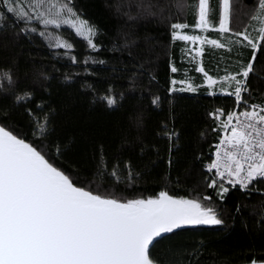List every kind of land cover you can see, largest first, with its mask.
<instances>
[{
	"label": "trees",
	"instance_id": "1",
	"mask_svg": "<svg viewBox=\"0 0 264 264\" xmlns=\"http://www.w3.org/2000/svg\"><path fill=\"white\" fill-rule=\"evenodd\" d=\"M73 3L83 19L96 26L98 50L68 25L45 29L35 20L24 25L0 4L7 17L0 31V73H10L15 82L0 87V123L36 146L77 186L101 195L146 199L166 191L177 198L211 197L204 203L214 207L224 223L169 234L151 249L162 264L264 261V183L254 182L249 190L225 185L229 191L223 199L217 195L219 188L208 186L206 165L223 133L214 131L220 121L210 114L218 109L225 114L232 111L235 97L220 92L219 84L209 88L198 69L203 67L218 80L240 71L253 55L251 48L229 43L238 39L231 32L216 30L221 3L210 0L212 23L207 30L195 28L198 0ZM254 8L255 0H232L230 28L238 32L248 27L252 32ZM173 23H186L187 33L217 39L225 47L205 44L196 58L186 52L187 41L173 38ZM22 27L55 32L73 48L49 47L46 38L25 34ZM255 56L254 72L247 80L250 91L242 93L249 104L264 102V42ZM183 76L197 88L195 92L171 91V80ZM25 92L32 94L31 100L16 103L15 97ZM109 94L117 98L111 108L101 99ZM155 98H159L156 104ZM29 110L48 115L46 138L34 135L36 116H30ZM165 128L175 133L171 139ZM114 164L125 177L122 182L107 175ZM125 164L130 165V179Z\"/></svg>",
	"mask_w": 264,
	"mask_h": 264
},
{
	"label": "snow or ice",
	"instance_id": "2",
	"mask_svg": "<svg viewBox=\"0 0 264 264\" xmlns=\"http://www.w3.org/2000/svg\"><path fill=\"white\" fill-rule=\"evenodd\" d=\"M218 3H222L223 12L218 17L216 30L231 32L238 39L229 40V43L243 44L253 50L251 59L241 66L240 71L221 78L224 82L221 91L235 97V108L227 114L220 109L210 114L220 121L219 129L214 131H222L224 135L215 145L214 161L207 165L210 172L215 170L216 173V178L211 179L208 186L219 188L217 195L223 199L229 191L225 183L232 187L238 185L242 190H249L254 182L264 183V102L249 104L242 95L250 91L247 80L254 72L255 51L264 42V0H255L251 17L255 35L248 27L238 32L231 29V0H218ZM0 4L15 21L24 25H31L34 20L43 24L45 29L68 25L86 40L89 47L98 50L94 42L98 30L83 19L82 12L75 10L73 0H0ZM209 4L210 0H198L195 28L207 30L211 27ZM6 19L4 12H0V31L5 28ZM170 27L176 40L205 43V38L200 35L180 34L178 30L189 28L186 23H173ZM20 31L37 33L55 49L73 48L55 32L38 31L37 27H22ZM207 42L225 47L217 40ZM200 54L202 49L197 52ZM72 60L75 62V57ZM176 71L173 66L171 72ZM198 71L206 77L209 88L218 83L203 67ZM4 82L15 83L7 72L0 73V87ZM178 83L185 82L171 80V91L197 90L191 83L186 89H177L175 85ZM228 88L232 90L228 91ZM31 98L32 94L25 92L17 95L15 101L24 103ZM101 99L110 108L117 103V98L111 94ZM158 99L155 98L153 103L156 104ZM37 107L43 111L41 105ZM29 114L36 116L32 121L34 135L46 138L50 125L48 115L41 116L30 110ZM165 133L169 139L175 135L168 133L166 128ZM56 150L59 153V146ZM101 166H106L102 156ZM125 169L130 179V165L125 164ZM107 175L117 183L125 179L118 164H114ZM210 200L211 197L207 196L176 198L166 191L146 199L101 195L77 186L36 146L0 126V264H162L152 255L151 249L169 234L186 227L224 223L215 208L204 203ZM245 264H264V261L253 258Z\"/></svg>",
	"mask_w": 264,
	"mask_h": 264
},
{
	"label": "rangeland",
	"instance_id": "3",
	"mask_svg": "<svg viewBox=\"0 0 264 264\" xmlns=\"http://www.w3.org/2000/svg\"><path fill=\"white\" fill-rule=\"evenodd\" d=\"M232 1V0H231ZM4 8H5V6H4ZM43 10V9H42ZM29 11H31V9H29ZM222 12H223V5H222V3H221V14H222ZM230 17H231V15H230ZM210 28V27H209ZM208 28V29H209ZM179 32H180V34L181 35H200L202 38H205V43H203V44H201L199 41H197L195 44H193L192 42H190V41H187L188 42V44H187V46H186V52H188L189 54H195V57L197 58V57H199L200 55H197V52L198 51H200L202 48H203V46L205 45V44H210V43H208L207 41L208 40H217V39H213V38H209V37H207L206 35H202V34H189V33H187L184 29H182V30H178ZM219 43H221V41H219V40H217ZM213 45V44H212ZM175 67V66H174ZM183 74H185V73H183ZM238 79H240V78H242V77H237ZM173 79H175V80H177V81H184L185 83L184 84H177V85H175V87L177 88V89H179V88H181V87H184L185 89L187 88V84L188 83H191L192 84V82L187 78V77H175V78H173ZM217 84H219L220 86L224 83L222 80H221V78L220 79H218L217 80ZM193 85V84H192ZM172 87H173V85H172ZM193 87H195L194 85H193ZM228 91H231L232 89L231 88H228L227 89ZM220 92H222L221 91V89H220Z\"/></svg>",
	"mask_w": 264,
	"mask_h": 264
},
{
	"label": "built area",
	"instance_id": "4",
	"mask_svg": "<svg viewBox=\"0 0 264 264\" xmlns=\"http://www.w3.org/2000/svg\"><path fill=\"white\" fill-rule=\"evenodd\" d=\"M223 135H224V133H222V135H221L220 138H222ZM219 140H220V139H219ZM217 143H219V141H218ZM214 152H215V150H214ZM214 152H213V154H212V158H211V160L207 163V165H209L210 163H212V162L214 161V159H215ZM207 165H206V168H207ZM207 171H208V173H209L211 179L216 178L215 170H212V171L210 172V171L208 170V168H207ZM225 185L228 186V187H232L231 185H229V184H227V183H225ZM236 187H237V188H240V186H238V185H237Z\"/></svg>",
	"mask_w": 264,
	"mask_h": 264
},
{
	"label": "water",
	"instance_id": "5",
	"mask_svg": "<svg viewBox=\"0 0 264 264\" xmlns=\"http://www.w3.org/2000/svg\"><path fill=\"white\" fill-rule=\"evenodd\" d=\"M0 126H3L1 123H0ZM9 130V129H8ZM19 137V136H18ZM19 138H21V137H19ZM24 139V138H23ZM27 141V140H26ZM27 142H29V141H27ZM30 143V142H29ZM55 166V165H54ZM63 171V170H62ZM177 198V197H176Z\"/></svg>",
	"mask_w": 264,
	"mask_h": 264
}]
</instances>
